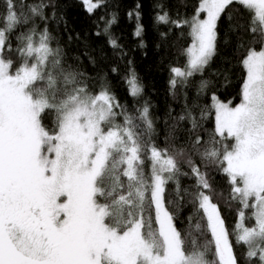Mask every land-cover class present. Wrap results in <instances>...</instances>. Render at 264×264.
<instances>
[{"label":"snow or ice","instance_id":"6c2138e0","mask_svg":"<svg viewBox=\"0 0 264 264\" xmlns=\"http://www.w3.org/2000/svg\"><path fill=\"white\" fill-rule=\"evenodd\" d=\"M83 2L89 13L99 7L93 0ZM234 2L254 13L264 34V0H201L190 21H171L177 27L189 24L193 39L185 69H171V88L176 78L186 83L202 72L216 55L218 22ZM5 5L9 29L30 18L15 0H5ZM42 8L30 6L29 12L39 16ZM136 16L139 21L140 13ZM156 20L167 24L169 16L158 14ZM113 23L114 17L107 27ZM142 33L138 22L134 35ZM5 43L6 31L0 30V264H208L203 253L185 251L165 206L166 185L180 171L177 160L150 147L151 177L145 179L137 162L143 163L140 154L147 144L134 130V117L118 112L122 106L107 91L88 94L76 69L62 63L59 49L49 46L46 29L38 44L32 35L26 37L23 54L34 57V63L15 73L11 61L2 57ZM109 44L119 47L111 38ZM242 63L247 72L242 102L233 108L213 97L215 131L235 141L219 163L242 208L237 242L248 246L249 258L264 264V48L250 50ZM129 83L131 95L138 96L142 88L134 75ZM45 113L54 115L51 131L42 123ZM118 115L125 126L115 124ZM138 119L150 133L148 106ZM204 155L216 158L219 153L211 149ZM188 163L199 185L210 189L199 167ZM121 174L128 180L126 194L117 192L124 188ZM146 195L155 208V231L142 215ZM194 196L206 216L218 264H238L217 204L203 191ZM249 208L255 217L251 227L243 223V209Z\"/></svg>","mask_w":264,"mask_h":264},{"label":"trees","instance_id":"16d2710c","mask_svg":"<svg viewBox=\"0 0 264 264\" xmlns=\"http://www.w3.org/2000/svg\"><path fill=\"white\" fill-rule=\"evenodd\" d=\"M98 2L99 7L89 13L81 0H15L18 10L30 18L9 29L5 0H0V30L6 31L2 57L11 61L10 71L15 73L25 63H34V57L23 54L26 37L32 35L33 42L38 44L39 36L46 29L49 46L59 49L62 63L76 69L88 94L107 91L122 106L118 112L134 117V130L147 144L140 154L143 163L137 162L145 179L150 180L151 177L150 147L155 146L177 160L180 171L166 185L165 206L173 214L175 225L182 234L185 251L201 252L208 264H218L206 216L194 196L196 192L203 191L220 209L238 264H260L258 258L247 256V245L237 242L238 215L242 208L231 194L232 185L223 172L225 165L219 163L224 151L231 150L235 141L216 133L213 105V97L232 105L242 100V85L247 75L242 61L250 50L264 48V34L254 13L236 2L225 9L218 22L216 55L202 72L189 77L186 83L176 78L177 85L173 89L169 84L173 78L171 69H185L189 58L187 49L193 39L189 24L177 27L171 21H190L201 0ZM41 4L43 8L39 16L30 14V6ZM137 5L140 7L137 8ZM137 12L140 13L139 21ZM165 12L169 23H158L157 15ZM199 15L203 19L206 14ZM113 17L115 23L107 27ZM138 22L143 26L141 37L134 35ZM161 33L165 35L162 37ZM110 38L119 47L110 46ZM133 75L142 88L138 96L131 95L129 80ZM145 105L149 108V119L152 121L150 133H145V125L138 119ZM182 115L185 117L183 120L179 119ZM42 123L49 131L53 130L54 115L45 113ZM115 124L125 126L123 115L116 117ZM196 137L200 138L199 143H196ZM211 149H216L219 156L209 158L204 155ZM189 160L205 175L210 189L199 185V178L192 172ZM120 182L124 188L117 189V192L126 194L128 180L122 174ZM243 211L245 226H254V209ZM142 215L151 224V230L155 231L158 228L155 208L147 195ZM147 223L145 231L148 230Z\"/></svg>","mask_w":264,"mask_h":264},{"label":"rangeland","instance_id":"374dc122","mask_svg":"<svg viewBox=\"0 0 264 264\" xmlns=\"http://www.w3.org/2000/svg\"><path fill=\"white\" fill-rule=\"evenodd\" d=\"M82 2H83V0H81ZM99 0H93V3H98L99 4V2H98ZM84 3V2H83ZM85 5V4H84ZM85 7L87 8V6L85 5ZM205 18H206V15H205ZM182 70H184V69H182ZM216 98V97H215ZM217 99V98H216ZM218 100V99H217ZM220 101V100H219ZM221 103H224V102H222V101H220ZM241 102H242V100H241ZM240 102V103H241ZM239 103V104H240ZM225 104H227L229 107H236V106H238L239 104H237V105H232L231 103H225ZM213 105H214V108H215V102L213 101ZM215 111H216V109H215ZM63 199V198H62ZM255 218V217H254ZM245 225V224H244Z\"/></svg>","mask_w":264,"mask_h":264}]
</instances>
